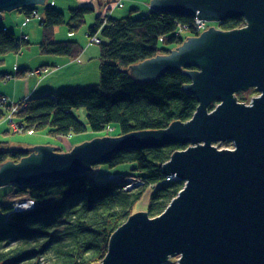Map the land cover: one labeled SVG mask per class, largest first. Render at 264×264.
Listing matches in <instances>:
<instances>
[{"label":"water","instance_id":"1","mask_svg":"<svg viewBox=\"0 0 264 264\" xmlns=\"http://www.w3.org/2000/svg\"><path fill=\"white\" fill-rule=\"evenodd\" d=\"M43 2L0 0V19L3 11ZM149 5L208 21L247 20L245 27L229 31L210 26L167 54L131 65L140 81L195 67L187 71L198 102L192 117L162 130L96 137L65 153L49 145L20 147L35 150L17 163L0 164V187L85 173L124 149L188 145L163 164L165 175L183 181L177 195L155 217L131 214L98 264H162L172 256L179 264H264V0H150ZM250 87L259 95L249 105L238 103L234 93ZM226 141L232 149L213 145Z\"/></svg>","mask_w":264,"mask_h":264},{"label":"trees","instance_id":"2","mask_svg":"<svg viewBox=\"0 0 264 264\" xmlns=\"http://www.w3.org/2000/svg\"><path fill=\"white\" fill-rule=\"evenodd\" d=\"M30 16L34 7L19 9ZM37 11V10H36ZM89 5L68 11V16L46 5L39 20L42 39L39 48L44 54L75 56L80 51L76 41L52 38L55 26L65 24L73 33L91 13ZM193 18L151 9L143 16L131 14L113 17L106 12L87 28V35L98 34L99 80L97 83L43 93L26 100L16 112L17 121L29 130L47 129L53 136L103 131L112 124L117 135L142 130H162L175 121L185 122L193 115L198 102L189 91L195 67L186 65L167 71L147 81L136 80L129 67L156 55L167 54L186 37L175 34L178 26L188 27V37H198L201 31L192 27ZM241 18H227L219 28L242 27ZM206 30V29H205ZM29 44L24 35L0 25V55L14 52ZM30 69L17 71L23 75ZM245 100L244 97H237ZM214 103L209 104L208 110ZM84 108L86 120L73 112ZM6 106L0 103V121L5 119ZM0 141V164L17 163L27 153L24 149H9ZM187 145L167 144L145 149H124L113 153L100 164L114 167L135 163L133 176L141 183L124 189L123 180L99 181L91 171L62 179H41L29 186L16 187V193L32 199L30 210L11 213L0 221V264H98L106 256L111 237L133 214V207L149 190L145 211L149 217L159 215L183 187V181L165 180L163 164L170 155ZM26 154V155H25ZM95 167V165L93 166ZM92 167V168H93ZM12 204L0 205L2 213Z\"/></svg>","mask_w":264,"mask_h":264},{"label":"rangeland","instance_id":"3","mask_svg":"<svg viewBox=\"0 0 264 264\" xmlns=\"http://www.w3.org/2000/svg\"><path fill=\"white\" fill-rule=\"evenodd\" d=\"M112 3L113 0H44L43 3L29 6L37 10L38 17L25 16L19 10L20 8L3 11L1 13L0 25L14 30L17 36L24 35L29 44L22 46L18 53L9 52L0 55V95L17 101L43 93L55 94L62 89L84 87L97 83L99 80L100 51L96 41L87 35L88 26L93 23L96 17L103 16L108 10L111 16L117 18L128 14L138 17L147 14L152 7L149 5L150 0H124L120 7ZM84 4H90L93 11L84 16V23L77 30L71 33L65 24H61L55 26L52 31V38L54 40L76 41L80 46L79 53L75 56L42 53L39 48V42L42 39V28L39 25V20L43 15L44 7L52 5L67 17L70 9ZM207 25L206 30L210 26L217 27L216 21H208ZM181 35L186 37L187 32L183 30L181 31ZM24 68L30 70L23 75L17 74V76L9 79L3 77L4 74H13ZM45 69L47 70L45 71ZM236 95L244 97L245 100L243 101H248L250 97L259 95V92L250 87L238 91ZM24 103L26 104V100H24L23 106L25 105ZM5 110L9 112L8 109ZM73 112L81 121L85 122L86 115L84 108H74ZM6 121V116L5 119L0 121V141L4 142V146L9 149L32 147L34 145H49L55 147L59 153H65L73 149L75 145H79L85 141L88 142L93 138H102L103 136L114 137L118 133V127L112 124L110 128L103 131H92L87 128L84 132L67 136L50 135L47 129L38 130L31 135H27L26 133H20L21 130H17L21 124L18 125L19 122L16 117H13V123L15 124L13 125L16 129L13 132L9 129V124ZM29 131L31 132V130ZM213 145L219 149L233 147L232 143L227 141L215 142ZM33 150H26L25 152L31 153ZM92 167L90 169L91 174L99 181L107 180L113 176L116 179L129 180L132 177L129 175L134 174L133 168L135 167V163H123L114 167L95 164V167ZM131 181L135 182L133 179ZM14 188L13 185L0 187V205L13 204L17 200H26L23 198L24 196H20L22 197L21 199L18 198L19 195L16 193V188ZM148 192L149 190H146L142 197L143 199L134 205V212L145 211ZM5 218L0 211V221ZM162 264H177V256L168 258Z\"/></svg>","mask_w":264,"mask_h":264},{"label":"bare ground","instance_id":"4","mask_svg":"<svg viewBox=\"0 0 264 264\" xmlns=\"http://www.w3.org/2000/svg\"><path fill=\"white\" fill-rule=\"evenodd\" d=\"M124 1V0H123ZM115 2H116V0H113V5L115 4ZM84 5H89V6H91L90 4H84ZM115 6H118V5H115ZM92 7V6H91ZM151 9H155L154 7L152 8L151 7ZM150 9V10H151ZM194 18V17H193ZM235 18H241L242 19V22L243 23H245V22H247V20L243 17V16H240V17H235ZM206 21H208V20H206ZM224 21V20H223ZM222 21V22H223ZM222 22H219V21H216V24H217V27H213L214 29L216 28V29H219V30H221L220 28H219V25H220V23H222ZM243 27V26H242ZM242 27H237V28H232V29H240V28H242ZM232 29H223V30H221V31H229V30H232ZM174 33L175 34H180L181 32H179L178 33V31L175 29V31H174ZM182 36V35H181ZM192 37H194V36H192ZM186 40H188V36H186V38L184 39V41H186ZM183 41V42H184ZM182 42V43H183ZM181 43V44H182ZM180 44V45H181ZM179 45V46H180ZM176 47H178V46H176ZM172 49H175V48H172ZM172 49H170V50H172ZM182 68V67H181ZM180 68V69H181ZM129 70H131V66L129 67ZM179 70V69H178ZM15 76H17V72H15V73H13V74H4L3 75V77H7L8 79L9 78H12V77H15ZM136 80H138V79H136ZM253 88V87H252ZM255 89V88H254ZM256 90V89H255ZM258 92V91H257ZM237 93V92H236ZM236 93H234V96L236 97V101L238 102V103H243V104H245V105H249V104H251L252 103V100H253V98H249L248 99V101H243V100H240V99H238L237 97V95H236ZM258 96V95H257ZM256 97V96H255ZM2 98H5V100H2ZM24 100H26V98H24V99H21V100H17V101H15V100H12L11 98H9V97H7V96H4V95H0V103H3L5 106H6V108L8 109V110H10L11 108H18L12 115H10L9 116V118H8V115H9V112H7L6 111V117L8 118V120L6 121V122H8V124H9V129L13 132V130L15 129V127H14V125H13V120H12V116L13 117H16V112L18 111V110H20L22 107H24L23 106V102H24ZM214 103V106H213V108L216 106V102H213ZM213 108H211V110L213 109ZM196 110V109H195ZM208 111H210V110H208ZM195 112V111H194ZM192 117V116H191ZM189 120V119H188ZM18 125H20V123L18 124ZM19 128H20V130H21V132L20 133H26L27 135H31L32 133H30V131H29V129L27 128V127H25V125L24 124H21L20 126H19ZM123 135V134H122ZM116 136H120V135H116ZM115 136V137H116ZM188 146V145H187ZM233 148V147H232ZM232 148H229V149H232ZM54 149H55V147H54ZM134 149H141V148H134ZM185 149V148H184ZM219 149V148H218ZM56 150V149H55ZM180 150H182V149H180ZM57 151V150H56ZM58 152V151H57ZM30 153H27V155H29ZM113 175H115V174H113ZM129 176H132L129 180H123L124 182H123V186L125 185V184H127V183H129L132 179H140L139 177H136V176H133V175H129ZM170 176H172V175H166V178L167 177H169V179H166L165 178V180H170V179H176L175 177L174 178H170ZM114 177V176H113ZM108 178L107 180H113V181H115V180H117L116 178ZM140 183H141V180H140ZM139 183V181H136V183L134 184V185H139L140 184ZM133 186V185H132ZM131 186V187H132ZM130 187V188H131ZM130 188H127V189H130ZM125 189V188H124ZM144 195V194H143ZM148 196H149V192L147 193V200H148ZM143 197V196H142ZM141 197V199H143ZM145 200V199H144ZM17 203H24V201H20V200H17V201H15L14 203H13V205L11 206V208L8 210V212L9 211H11L12 210V208H13V206H14V204H17ZM24 210H30V209H21V211H24ZM135 213V212H134ZM10 214V213H9ZM9 214H7V213H4L3 215H4V217L6 216V215H9ZM168 258H170V257H168ZM167 258V259H168ZM166 259V260H167ZM165 260V261H166ZM178 262V261H177ZM177 264H179V263H177Z\"/></svg>","mask_w":264,"mask_h":264},{"label":"built area","instance_id":"5","mask_svg":"<svg viewBox=\"0 0 264 264\" xmlns=\"http://www.w3.org/2000/svg\"><path fill=\"white\" fill-rule=\"evenodd\" d=\"M122 2H123V0H116V2H115L114 5H119V7H120L121 4H122ZM31 16H33V17H38L39 14H38V12H37L36 10H34V11H32ZM207 22H208V21L203 20V19H201V18L194 17V18H193V21H192V27H193L194 29H196V31L205 30V29H207V27H208ZM245 26H246V22L244 23L243 27H245ZM187 27H188L187 25H185V26H178V27H177V31H178V33L181 32V31H183V30H187V29H186ZM98 37H99L98 34H94L93 36H91V38H92L93 40H95L97 44L100 43V38H98ZM89 40H90V39H89ZM90 42H91V40H90ZM94 43H95V42H94ZM46 70H47V69H45V71H46ZM36 73H38V71H36ZM2 100H5V98H2ZM26 100H27V98H26ZM24 104H25V103H24ZM17 109H18V108H11V109L9 110V112H11V113H9L8 118H9V116L12 115ZM8 118L6 117L7 120H8ZM12 120H13V116H12ZM13 124H14V123H13ZM14 125H15V124H14ZM17 127H18V126H17ZM14 130H16V129H14ZM17 130H20V129L17 128ZM30 133H32V131H31ZM170 178H174V176H170ZM166 179H169V177H167ZM133 180H134L135 182L130 181L129 183H127V184L124 185V188H125V189L130 188L132 185H134V184L136 183V181H139V183H140V179H137V178H136V179H133ZM12 205H13V204H12ZM33 206H34V202H33V200H32V199H26V200L24 201V203H17V204H14V206H13V208H12L11 211H9V212L6 211V212H4V213L9 214V213H12V212H18V211H21V209H31V208H33ZM4 213H3V214H4ZM9 215H10V214H9ZM9 215H6L5 217H8Z\"/></svg>","mask_w":264,"mask_h":264},{"label":"crops","instance_id":"6","mask_svg":"<svg viewBox=\"0 0 264 264\" xmlns=\"http://www.w3.org/2000/svg\"><path fill=\"white\" fill-rule=\"evenodd\" d=\"M148 201V200H147Z\"/></svg>","mask_w":264,"mask_h":264}]
</instances>
